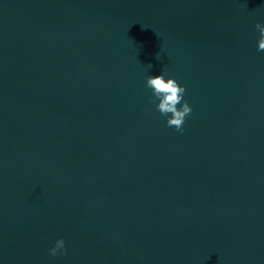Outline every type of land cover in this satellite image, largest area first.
Masks as SVG:
<instances>
[{
    "label": "water",
    "instance_id": "water-1",
    "mask_svg": "<svg viewBox=\"0 0 264 264\" xmlns=\"http://www.w3.org/2000/svg\"><path fill=\"white\" fill-rule=\"evenodd\" d=\"M257 22L264 0H0V264H264Z\"/></svg>",
    "mask_w": 264,
    "mask_h": 264
},
{
    "label": "clouds",
    "instance_id": "clouds-1",
    "mask_svg": "<svg viewBox=\"0 0 264 264\" xmlns=\"http://www.w3.org/2000/svg\"><path fill=\"white\" fill-rule=\"evenodd\" d=\"M255 29L259 33L257 51H264V23L257 22ZM157 59H159V56H157ZM145 87L151 91V103L155 104L156 110L167 118V126L174 127L177 132L182 133L185 119L192 112V108L184 100L185 88L180 86L173 78L166 79L164 74L149 75ZM156 101L159 102L156 103ZM178 105L179 107H177ZM66 254L67 250L63 238L57 239L54 246L48 250V255L53 258Z\"/></svg>",
    "mask_w": 264,
    "mask_h": 264
}]
</instances>
